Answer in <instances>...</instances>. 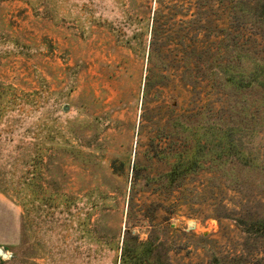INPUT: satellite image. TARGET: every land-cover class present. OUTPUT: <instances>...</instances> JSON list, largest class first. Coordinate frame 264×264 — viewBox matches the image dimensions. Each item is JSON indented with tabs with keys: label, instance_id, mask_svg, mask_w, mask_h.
Wrapping results in <instances>:
<instances>
[{
	"label": "rangeland",
	"instance_id": "rangeland-1",
	"mask_svg": "<svg viewBox=\"0 0 264 264\" xmlns=\"http://www.w3.org/2000/svg\"><path fill=\"white\" fill-rule=\"evenodd\" d=\"M0 222V264H118L126 229L264 264V0H0Z\"/></svg>",
	"mask_w": 264,
	"mask_h": 264
},
{
	"label": "trees",
	"instance_id": "trees-1",
	"mask_svg": "<svg viewBox=\"0 0 264 264\" xmlns=\"http://www.w3.org/2000/svg\"><path fill=\"white\" fill-rule=\"evenodd\" d=\"M214 1V0H209ZM152 53L149 55L151 59ZM255 70V66L252 67ZM236 78V77H235ZM234 79V78H233ZM250 84L254 85V79L250 81ZM146 96V95H145ZM180 125L183 129L192 130L196 128L198 134L203 127H198L194 121L189 119L181 121ZM226 130H222V134H227ZM203 142L206 139H202ZM202 140L194 136L190 139V142L184 150H178L174 153V160L170 163V167L167 171L160 174L159 176L145 177L147 185L151 183H160L164 187H175L186 178L188 175L194 173L196 165H200V154L198 145L201 144ZM132 190H143V185H140L136 180L132 183ZM118 264H172L169 257V252L166 249H160L158 245L150 240H139V238L133 234L129 229H126L123 235L122 245L120 247V255Z\"/></svg>",
	"mask_w": 264,
	"mask_h": 264
},
{
	"label": "water",
	"instance_id": "water-1",
	"mask_svg": "<svg viewBox=\"0 0 264 264\" xmlns=\"http://www.w3.org/2000/svg\"><path fill=\"white\" fill-rule=\"evenodd\" d=\"M0 255H2L3 257L7 256V253H5L1 247H0Z\"/></svg>",
	"mask_w": 264,
	"mask_h": 264
},
{
	"label": "crops",
	"instance_id": "crops-1",
	"mask_svg": "<svg viewBox=\"0 0 264 264\" xmlns=\"http://www.w3.org/2000/svg\"><path fill=\"white\" fill-rule=\"evenodd\" d=\"M2 224H3V222H2V223L0 222V226H1V227H2Z\"/></svg>",
	"mask_w": 264,
	"mask_h": 264
}]
</instances>
